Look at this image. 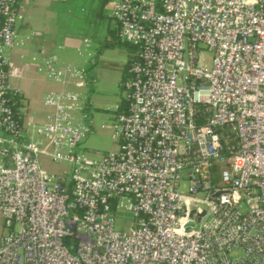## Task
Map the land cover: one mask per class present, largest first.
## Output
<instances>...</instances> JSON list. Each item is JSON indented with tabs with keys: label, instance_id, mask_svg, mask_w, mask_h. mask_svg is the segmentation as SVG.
<instances>
[{
	"label": "built area",
	"instance_id": "built-area-1",
	"mask_svg": "<svg viewBox=\"0 0 264 264\" xmlns=\"http://www.w3.org/2000/svg\"><path fill=\"white\" fill-rule=\"evenodd\" d=\"M19 1L0 0V264H264V0H107L135 50L124 111L113 108L116 149L90 156L74 92H49L50 115L31 126L49 152L16 122L6 52ZM41 67L82 85L81 70L51 57ZM190 203L209 209L185 232Z\"/></svg>",
	"mask_w": 264,
	"mask_h": 264
},
{
	"label": "crops",
	"instance_id": "crops-1",
	"mask_svg": "<svg viewBox=\"0 0 264 264\" xmlns=\"http://www.w3.org/2000/svg\"><path fill=\"white\" fill-rule=\"evenodd\" d=\"M99 2L104 3L102 0ZM14 9L21 15V20L15 24V43L12 49L6 52V56L11 68L10 84L18 91L16 112L26 136H31L33 141L49 152L47 142L33 132L46 122L47 116L51 113L50 109L43 105L44 97L51 91L64 90L76 93L81 97L80 115L88 120V99L83 102L80 90L90 87L93 77L90 72L87 73V69L82 68V50L86 52V49H89L91 54L86 52L88 56L93 55L95 51L99 53L105 48L108 36L122 44L124 49L126 47L128 49V51L125 49L127 61L121 66V81L125 76L131 50L129 45L119 41L118 29L110 16V10L106 15L98 13L97 16L100 17L101 23L92 27L79 18V16L88 14L81 6H77V0H21ZM48 57L53 58L57 69L73 67L81 70L82 85H78L71 78H68L64 84H56L49 79L45 69L41 67L43 60ZM95 57L93 56L90 64ZM93 73L96 75V70ZM122 106L125 107V103L115 107L123 110ZM113 115L111 114V117ZM75 116L79 115L75 114ZM31 126H34L33 130ZM41 158L44 159L42 160L44 164H56L51 163L47 156H38L41 167L47 173L67 176V166L63 165L65 168L58 173L55 172L56 169H46L45 165L40 162ZM2 234L0 231V237Z\"/></svg>",
	"mask_w": 264,
	"mask_h": 264
},
{
	"label": "rangeland",
	"instance_id": "rangeland-1",
	"mask_svg": "<svg viewBox=\"0 0 264 264\" xmlns=\"http://www.w3.org/2000/svg\"><path fill=\"white\" fill-rule=\"evenodd\" d=\"M102 1L104 2L103 4H101L99 0H77V6H81L85 13L88 14L85 16H79V18L92 27L98 25L99 22L101 23L100 17L97 16V14L102 13L106 15L109 10L111 12L109 2L107 0ZM106 38L107 42L105 43V48L103 50L101 49L99 53H95V51L93 55L88 56L86 52L91 54L89 49H86V52L82 50V68L87 69V73L90 72L93 77V83L90 87H85L80 90V93L83 96L82 98L84 99L83 102L88 99L89 106L87 112L89 115H87V117L92 130L81 144V147H79V150L84 151L89 156L95 152L106 153L115 149L116 144L111 139L109 131L113 119L111 114H115L113 108L124 101L123 90L120 86L122 73L121 66L127 61L125 58V49L127 51L128 49L126 47L124 49V46L114 38H110V36ZM93 56L96 57L90 64ZM207 56L209 55L207 54ZM95 70L96 75L93 73ZM42 160L44 159L41 158L40 162L44 164ZM44 165L46 169L53 168L56 169L55 172L58 173L65 168V165L63 166V164H58V166L57 164L51 165L45 163ZM186 189L187 183L183 181L182 190L185 192ZM130 227H132V222L129 214L117 212L114 215L113 228L115 231L125 232ZM0 231L3 233L2 220Z\"/></svg>",
	"mask_w": 264,
	"mask_h": 264
},
{
	"label": "water",
	"instance_id": "water-1",
	"mask_svg": "<svg viewBox=\"0 0 264 264\" xmlns=\"http://www.w3.org/2000/svg\"><path fill=\"white\" fill-rule=\"evenodd\" d=\"M217 195L214 196L216 198ZM209 207L206 205H198L195 203L189 204V216L184 223L183 230L185 232H192V231H199L200 222L206 212L208 211ZM198 210H201L199 213Z\"/></svg>",
	"mask_w": 264,
	"mask_h": 264
},
{
	"label": "trees",
	"instance_id": "trees-1",
	"mask_svg": "<svg viewBox=\"0 0 264 264\" xmlns=\"http://www.w3.org/2000/svg\"><path fill=\"white\" fill-rule=\"evenodd\" d=\"M130 47V50H131V52H130V54L132 55V53L134 52V48L133 47H131V46H129ZM131 58V57H130ZM130 58H129V60H130ZM17 100V99H16ZM123 103H125L124 101L123 102H121L120 104L122 105ZM17 104H18V102L16 101V103L14 104V106H13V109H14V114H15V119H16V122L18 123V124H20V119H19V117H18V115H17V112H16V107H17ZM123 108H124V106H122ZM120 111H124V109L122 110V108L120 109Z\"/></svg>",
	"mask_w": 264,
	"mask_h": 264
}]
</instances>
